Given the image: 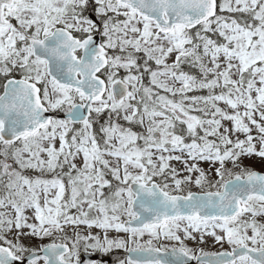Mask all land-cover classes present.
Instances as JSON below:
<instances>
[{"label":"snow or ice","instance_id":"1","mask_svg":"<svg viewBox=\"0 0 264 264\" xmlns=\"http://www.w3.org/2000/svg\"><path fill=\"white\" fill-rule=\"evenodd\" d=\"M0 76V264H264V0H0Z\"/></svg>","mask_w":264,"mask_h":264},{"label":"rangeland","instance_id":"2","mask_svg":"<svg viewBox=\"0 0 264 264\" xmlns=\"http://www.w3.org/2000/svg\"><path fill=\"white\" fill-rule=\"evenodd\" d=\"M172 59H174V57H172ZM169 62H171V59L169 60ZM153 67H155V65L153 64ZM182 69L184 71H188L190 72V74H193V75H197L198 74V69L197 68H194V67H190L188 64H184L182 65ZM120 75H124V72L123 70H121V73ZM2 80V76H0V82ZM144 83L147 85L148 84V78H145L144 80ZM161 94H164V93H161ZM207 95V90H201V91H197V92H193V93H189V95ZM171 98V97H170ZM179 97H177L178 99ZM221 107H223V103L221 102L220 104ZM241 111H243V109H241ZM194 115L197 114V113H193ZM107 119V116L105 115L104 116V120ZM120 123H124L123 121H120ZM98 127V125H97ZM137 131H143V129H136ZM202 134V133H201ZM253 136H256L257 133L255 132V130L253 131ZM239 135V138L240 139H244V135L243 134H238ZM236 136L234 135L233 136V139H235ZM57 146L58 145V142H57ZM257 148H259V145L257 144ZM241 160H242V164H241V167H249L251 170L255 169V170H260V171H264V160H262V158L258 157V156H251V157H248V156H244V157H241ZM77 161H80L79 158H77ZM172 166L173 167H176L177 168V171L179 172L180 176L182 177L183 175H185V172L183 170V165L180 163V162H177V161H172ZM199 166L201 168L204 169L205 173H206V176L207 178L214 184L217 180H219V176L216 175L215 171H214V168L215 167H218V165H213L209 162H199ZM227 167L229 169H231L233 172H236V171H239L240 169L239 168H233L232 164L229 163L227 165ZM195 175L197 174H193V179H195ZM225 178H228L227 176ZM110 179V177H109ZM171 187V185H170ZM189 189L191 191H202L201 188L197 187L194 183L191 184L189 186ZM204 191H208V190H212V191H215L214 188L212 189H209L207 187H205L203 189ZM186 194V193H185ZM6 210V209H5ZM27 215H29L30 219H29V223H32L34 222L32 219H31V216H32V212L29 210L27 212ZM250 214H246L244 217H242L243 219H247L249 218ZM123 219H127V217H124ZM258 219L261 221V222H264V217H258ZM182 228H183V225L181 226V232L178 233V234H181L182 235ZM81 230H85L84 232L87 233V229L86 228H82ZM25 232H29L30 230L25 228L24 229ZM92 233L93 234H99V235H103L102 233V230L98 229V228H93L92 230ZM213 231V229L211 228H208L206 230H203L201 232H196V231H193L192 232V235L195 237V239H185V245L190 248L192 250V253L193 254H201V250H203V252L207 253V252H215V251H220V250H225V249H231V246L228 245L227 243H219L215 240V237L211 235V232ZM216 233L219 235L221 234L219 229H216L215 230ZM110 234V233H109ZM119 235H122L124 238H127L126 235L124 233H119ZM201 236H203V239H201ZM8 238L9 239H13V236L11 233L8 234ZM149 237L147 235H145L143 238H140V241H146ZM45 239L44 238H40V237H35V236H28V237H25L23 238L22 242L24 243V245L26 247H29L31 246L30 244H33V245H36L38 244L39 242H43ZM131 241H129V246H132V244H130ZM155 244H157V246H159L160 243H164V244H167L169 247H171L172 244H175L176 242H168V241H164L163 239L160 241V242H156L154 241ZM124 250V249H123ZM114 254L117 256L118 255V250H114Z\"/></svg>","mask_w":264,"mask_h":264},{"label":"flooded vegetation","instance_id":"3","mask_svg":"<svg viewBox=\"0 0 264 264\" xmlns=\"http://www.w3.org/2000/svg\"><path fill=\"white\" fill-rule=\"evenodd\" d=\"M2 89H0V93H1ZM80 161H77V163L79 164ZM66 196H70V190L68 192H66ZM69 236H72L73 233L72 231H68L67 232ZM87 234V233H85ZM44 241L43 242H39L37 245V248H32L33 249H38L41 248V246L43 244H48L51 243L53 241V239L56 240L57 243H60V237L59 234H57L55 237H44ZM31 246H34L33 244H30ZM114 250H118V255L116 256L114 254ZM126 250L123 249H113L111 252L109 253H101V252H95L92 253L90 258H92V260L94 261H101V264H118L119 260H126ZM83 256V255H82ZM42 257V256H41ZM38 264H43V260L41 259Z\"/></svg>","mask_w":264,"mask_h":264},{"label":"water","instance_id":"4","mask_svg":"<svg viewBox=\"0 0 264 264\" xmlns=\"http://www.w3.org/2000/svg\"><path fill=\"white\" fill-rule=\"evenodd\" d=\"M96 39H97V42L99 43V37L98 36L96 37ZM254 171H257V170H254ZM257 172L260 173V174H264V172H261V171H257ZM35 252H36V255L43 254V252L40 251V250L39 251H35ZM219 253H222V252H219ZM133 255H135V254H133ZM141 255H145V254H141ZM162 255H167V254H162ZM28 258H29V256L27 254V255H25V258L22 261H16V262H14V264H25L26 261L28 260ZM168 258L172 259V257H170V256ZM185 259L187 261V264H193L195 262V259H192L190 257L185 258ZM201 259H205V258L202 257ZM207 259H211V257H209Z\"/></svg>","mask_w":264,"mask_h":264},{"label":"trees","instance_id":"5","mask_svg":"<svg viewBox=\"0 0 264 264\" xmlns=\"http://www.w3.org/2000/svg\"><path fill=\"white\" fill-rule=\"evenodd\" d=\"M161 93H163V91L161 90Z\"/></svg>","mask_w":264,"mask_h":264}]
</instances>
